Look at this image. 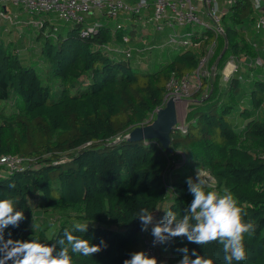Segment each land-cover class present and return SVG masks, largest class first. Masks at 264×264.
Listing matches in <instances>:
<instances>
[{
    "label": "trees",
    "instance_id": "trees-1",
    "mask_svg": "<svg viewBox=\"0 0 264 264\" xmlns=\"http://www.w3.org/2000/svg\"><path fill=\"white\" fill-rule=\"evenodd\" d=\"M257 15L252 0H235L223 14L226 35L221 39L227 47L218 72L193 92L186 126L171 132L173 151L157 138L128 134L154 120L172 74L182 77L198 66L197 49H172L170 54L164 48V60L156 68H143L140 61L132 63L135 54L128 57L104 47L124 42L128 26L98 23L97 30L83 35L84 23L52 26L47 32L45 20L38 36L46 33L41 51L48 56L50 73L59 77L60 89L55 90L39 66L26 64L15 46L0 39V155L31 158L22 168L0 171V199L13 198L25 214L19 227L5 229V240L55 243L65 229L87 221L92 223L88 232L74 235L93 244L104 240L107 247L91 257L72 254L73 264H123L133 252L145 251L135 214L162 204L185 214L193 199L186 180L198 165L214 178L212 189L231 190L247 210L245 219L256 223L255 234L245 238L248 258L241 264H264V114H257L264 105V74L255 67L258 72L251 73L249 82L238 70L221 87L230 56L257 55L244 32ZM200 39L203 53L215 33L207 30ZM206 88L210 91L204 94ZM177 149L189 153L180 166L174 161ZM12 183L15 188L8 187ZM42 211L61 215L53 232L40 218ZM183 247L225 264L219 244L202 248L181 237L162 244L166 257L161 252L160 264H178L184 254L177 249Z\"/></svg>",
    "mask_w": 264,
    "mask_h": 264
},
{
    "label": "clouds",
    "instance_id": "clouds-1",
    "mask_svg": "<svg viewBox=\"0 0 264 264\" xmlns=\"http://www.w3.org/2000/svg\"><path fill=\"white\" fill-rule=\"evenodd\" d=\"M212 183L214 181H210L199 167L195 177H188L186 180L187 191L193 199L185 209V214L178 215L171 210L170 205H165L162 210L165 215L159 221L155 218V211H161L159 208L155 211L142 208L135 214V219H139L142 224L141 231L150 230L153 247L181 237L202 248L212 243L219 244L224 253L225 264H241L247 260L245 238L255 234L256 223L245 219L247 210L231 190H214ZM8 187L15 188L16 185L12 183ZM24 219V212L17 210L13 198L0 199V264H73L72 254L91 257L107 247L104 240L93 244L90 239L74 235V232H88L92 223L87 221L76 222L71 229H65L62 238L55 243H45L39 239L5 240V229L9 226L19 227ZM32 227L35 230V223ZM177 251L184 254L178 264H214L213 260L205 258L196 250H192L191 254L187 247ZM123 264L160 262L145 251H138L133 252Z\"/></svg>",
    "mask_w": 264,
    "mask_h": 264
},
{
    "label": "built area",
    "instance_id": "built-area-1",
    "mask_svg": "<svg viewBox=\"0 0 264 264\" xmlns=\"http://www.w3.org/2000/svg\"><path fill=\"white\" fill-rule=\"evenodd\" d=\"M7 2L20 6L31 14L39 15L40 17L35 20V24L39 27L45 22L43 14L53 12L65 23H84L81 33L89 35L99 27L97 22L89 21V16L100 12L116 21L115 29L126 27L125 19H129L133 23L138 22L143 28L152 26L155 31L165 32L163 41L148 43L142 48L143 51L153 47L177 50L197 49L200 53L198 66L182 77L176 74L170 76L162 105L164 106L170 97L175 98L177 102L183 97H189L201 86L204 78L212 76L213 72L209 66L210 59L214 54L218 37L226 35L223 14L230 9L235 0H0V16L11 19V15L6 14L1 7ZM252 4L258 14L253 28L259 34L264 30V0H252ZM122 17L124 20H121ZM196 23L204 25V29L195 30L192 25ZM57 28L54 26V29ZM207 30L215 33V39L205 47L202 53L200 52L202 44L200 38L206 34ZM128 40L129 37H125V41ZM250 42L255 48L261 47L260 49L264 50V36L262 41L252 39ZM104 47L110 52L124 54L128 57L134 52L133 49L116 43H106ZM228 65L232 66L230 72L227 70ZM239 65L234 59L228 61L223 69L226 80L239 70ZM255 65L261 68V73H264L262 53L255 56ZM162 106L156 109L155 114ZM185 126L186 124H182L181 119L178 118L177 127L184 128ZM30 160L31 158L18 154H2L0 155V170L14 171L25 166ZM167 185L171 187L170 184L167 183ZM158 208L161 211H155L157 221L163 218V204ZM142 234L145 237V252L159 261L162 244L152 246L153 237L150 230Z\"/></svg>",
    "mask_w": 264,
    "mask_h": 264
},
{
    "label": "rangeland",
    "instance_id": "rangeland-1",
    "mask_svg": "<svg viewBox=\"0 0 264 264\" xmlns=\"http://www.w3.org/2000/svg\"><path fill=\"white\" fill-rule=\"evenodd\" d=\"M53 14H55V13H53ZM35 15L37 17H40L37 14H35ZM7 24H9V23H7ZM192 26L195 28V30H198V31H202L204 29V25H202L200 23H196L195 25H192ZM248 26L251 29L254 27L253 24L248 25ZM50 28H52V27H50ZM58 29H60V25H59ZM128 29H130V30H128V35L130 36V38L131 37L132 38H131V41H129V42L127 41L126 42L127 44L126 43L125 44H126V47L133 49V50H137V51H134L135 52V57H134L135 60H137V62H138V60L142 61L144 59L143 63L141 62L143 68H150V69L156 68L159 65V63L162 60H164V58L162 57V53H163L162 50L163 49L155 47L153 50H151V51L147 50L146 53H144L142 48L146 44L152 42L155 39V36L158 34V32L163 33V31H155V30L150 31V30H148V31H150V33H148V32L143 33L141 28H139V27H137L136 30H133L134 29L133 27H130ZM49 30L50 29L47 27L46 31L49 32ZM131 30H133V31H131ZM263 36H264V30H262L260 34L256 35V38L261 39ZM3 37H10L12 39H15L14 41H16V36L14 34V31H10L9 29L7 31L6 29H3L2 27H0V39L4 40ZM222 37L224 38V36H221L220 38H218V41H217V44H216V47L214 50V54H213V56L209 62V66L213 72L211 77H213L217 74L220 56L226 50V47H227L226 46L227 42L226 41L224 42V40L221 39ZM45 38H46V33L44 32L43 34L41 33L39 35V37L37 38V43L35 42L36 47H33L31 45L32 42L28 38H25L23 40V42H20L18 44V46H15V47L17 48L18 52L20 53V56L22 57L23 61L26 64L32 63L36 66H39V69L41 70V74H42L44 81L47 83H50L51 86L55 90H59L60 89L59 88L60 86L58 85L59 77L54 76L50 73L49 66H48V63H49L48 62V60H49L48 56L46 53H43L41 51V45L45 41ZM164 39L165 38H163L162 41ZM121 44L124 46L123 43H121ZM138 50H141V51H138ZM141 52H142V54H141ZM136 54H138V55L136 56ZM255 56H256L255 53H253V54L252 53H242L240 55V57L230 56L228 61L234 59L236 63L240 64L239 70L242 72L241 74L243 75L244 78L249 79V78H252L251 73H253V76H254L258 72V69H254L255 67L256 68L258 67L257 65H255ZM137 62L132 60V63H134V64H137ZM223 69H222L223 77L221 79V87L225 88L227 86V84L229 83L230 77H229V79L226 80V78L224 77ZM262 74H264V73H262ZM262 74L260 73V75H262ZM249 82H250V79H249ZM209 91H210V88H206L203 91V93L205 94ZM193 96L191 95L189 97H183L182 99H180L177 102V104L179 106V118L181 119L182 124H186L185 114L189 108V105L193 102ZM257 114L260 116L264 114V105L260 108V110L257 112ZM188 158H189V153L187 150L177 149L176 154L174 155L175 165L180 166L181 163H183ZM199 167L202 171H204L207 174L210 181H214V178L212 177L211 173L208 171V169H206L203 166H198V165L194 166V168L192 170L194 177L196 175V170ZM215 184L216 183L214 181V183H212V186L214 187ZM214 190H217V189H214ZM41 213L42 214H41L40 218L46 219L44 221H46L48 224H50V228H49L50 232H53L55 230V228L57 227V225L61 221V218H62L61 215L59 213L53 212V211H48V212L42 211ZM161 252H162V248L160 249V254H161Z\"/></svg>",
    "mask_w": 264,
    "mask_h": 264
},
{
    "label": "crops",
    "instance_id": "crops-1",
    "mask_svg": "<svg viewBox=\"0 0 264 264\" xmlns=\"http://www.w3.org/2000/svg\"><path fill=\"white\" fill-rule=\"evenodd\" d=\"M131 1H135V0H131ZM1 7L3 8V10L5 11L6 14L11 15V19H8V18H5L3 16H0V27H2L3 29H6L7 31H8V29L10 31H14V34L16 36V41H14L15 39H12L10 37H3L4 40H2V41H4L5 43H9L10 42L11 45H13V46H18V44L20 42H23V40L25 38H28L32 42L31 45L33 47H36L35 45L37 43V38L39 37L38 34H39V31H40V27L35 24V20L38 17L35 14H31V13L25 11L22 7L14 5V4H11V3H8V2L2 4ZM43 16L45 17V20L48 22V25H47L48 28H50L52 26L59 27V25H60V29H64L66 25H72L71 23L63 22L62 20H60L56 16V14H53L52 12L44 14ZM123 17L121 18V20H124ZM89 21L90 22H97V23H109L112 26H114L115 23H116V21L111 19V18H109L108 15H106L105 13H100V12H97L96 14H91L89 16ZM125 21L127 22L126 26H128L129 28L133 27V28H135V30H136L137 27H139V28H141L143 33H146V32L150 33V31H154L152 26H150V27L148 26V28H143L138 22L133 23L129 19H125ZM7 23H9V24H7ZM244 29H245L244 32H245L247 41L249 43H251L250 40H252V39L253 40L254 39H258V38H256V35H258V33H256L254 31V28L251 29L247 25ZM148 30H150V31H148ZM128 37H129V40H128V42H129V41H131L132 37L130 38L129 35H128ZM164 37H165V32H163V33H159L158 32V34L155 36V39L152 42H155V41H160L161 42V40ZM258 40L262 41L263 37L261 39H258ZM126 42L127 41L120 42V43H117V44H120L121 46H123L121 44V43H123L124 46H126V44H127ZM260 48L261 47L255 48L257 50V54L258 53H262L264 55V50H262ZM162 49H164V48H162ZM175 50L177 51V49H175ZM134 51H137V50H134ZM138 51H141V50H138ZM146 51H144V53H146ZM167 51L170 54L174 52V50H172V48H168ZM133 54H135V52H133ZM141 54H142V52H141ZM137 55L138 54H136V56ZM134 61L137 62V60H135V58H134ZM139 61H140V64H141V62H142L141 60H138L137 63H139ZM231 68H232L231 65L227 67L228 72H230ZM177 109H178V118H179V106H178V104H177ZM164 254L165 253L162 252V258L166 257Z\"/></svg>",
    "mask_w": 264,
    "mask_h": 264
},
{
    "label": "water",
    "instance_id": "water-1",
    "mask_svg": "<svg viewBox=\"0 0 264 264\" xmlns=\"http://www.w3.org/2000/svg\"><path fill=\"white\" fill-rule=\"evenodd\" d=\"M177 122V100L170 97L166 104L158 109L152 122L136 126L130 131L128 137L133 139L157 138L167 150L173 151L171 132L177 127Z\"/></svg>",
    "mask_w": 264,
    "mask_h": 264
},
{
    "label": "bare ground",
    "instance_id": "bare-ground-1",
    "mask_svg": "<svg viewBox=\"0 0 264 264\" xmlns=\"http://www.w3.org/2000/svg\"><path fill=\"white\" fill-rule=\"evenodd\" d=\"M230 66V65H229ZM230 69V68H229Z\"/></svg>",
    "mask_w": 264,
    "mask_h": 264
}]
</instances>
